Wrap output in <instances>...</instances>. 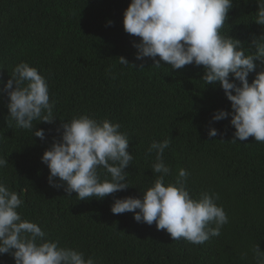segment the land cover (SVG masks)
Returning a JSON list of instances; mask_svg holds the SVG:
<instances>
[{
	"label": "trees",
	"instance_id": "obj_1",
	"mask_svg": "<svg viewBox=\"0 0 264 264\" xmlns=\"http://www.w3.org/2000/svg\"><path fill=\"white\" fill-rule=\"evenodd\" d=\"M0 264H264V0H0Z\"/></svg>",
	"mask_w": 264,
	"mask_h": 264
}]
</instances>
